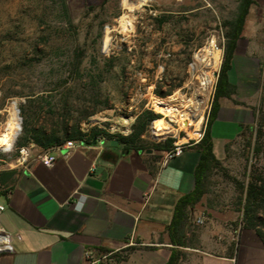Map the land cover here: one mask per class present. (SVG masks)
Wrapping results in <instances>:
<instances>
[{"label":"rangeland","instance_id":"374dc122","mask_svg":"<svg viewBox=\"0 0 264 264\" xmlns=\"http://www.w3.org/2000/svg\"><path fill=\"white\" fill-rule=\"evenodd\" d=\"M240 1L0 0V196L32 158L53 148L37 140L54 131L65 136L66 124L72 134L76 127L87 135L97 128L128 136L137 118L151 110L161 118L142 136L146 142L196 143ZM246 29L264 64V0H254ZM205 75L213 80L206 90ZM159 102L185 110L192 121L171 120ZM260 108L262 120L264 103ZM160 120L170 126L167 133L159 130ZM260 174L264 137L248 130L211 174L208 201L239 211L245 195L240 185Z\"/></svg>","mask_w":264,"mask_h":264},{"label":"crops","instance_id":"0c3cea01","mask_svg":"<svg viewBox=\"0 0 264 264\" xmlns=\"http://www.w3.org/2000/svg\"><path fill=\"white\" fill-rule=\"evenodd\" d=\"M228 77L235 93L220 98L211 125L221 161L227 147L257 128L264 94V64L253 52L246 25ZM106 141H82L58 154L51 167L26 164L0 196L1 231L13 247L0 253V264H166L175 250L178 264H264V243L243 227L242 212L210 204L208 194L190 209L185 244H173L169 227L175 207L196 185V148L185 146L180 156L164 162L162 151H125ZM89 252L102 261L89 259Z\"/></svg>","mask_w":264,"mask_h":264},{"label":"trees","instance_id":"16d2710c","mask_svg":"<svg viewBox=\"0 0 264 264\" xmlns=\"http://www.w3.org/2000/svg\"><path fill=\"white\" fill-rule=\"evenodd\" d=\"M253 4L254 0H241L234 20L229 22L228 25L229 30L226 33L227 42L224 49L223 61L217 78L211 108L207 116L206 127L201 140L197 143L193 142L191 144L200 153V159L195 171V189L193 192L180 198L175 207L174 217L169 227L172 242L177 246H183L185 244L183 240V232L189 219L190 209L198 204L203 196L208 193V180L213 171L220 167V160L214 152L211 125L219 110L220 98H231V96L235 93V88L229 81L228 71L231 68V60L233 58L234 51L242 36L247 16L249 15L250 8ZM64 8L67 12L66 5H64ZM262 103H264L263 99ZM260 111L261 108H259V112ZM159 118H161L160 115L151 110H145L137 118V121L133 126V132L128 136L114 135L97 128L92 129L87 135L82 134L78 129H76V127H73L75 132L72 134L71 132H68V124H66L64 126V130H66L65 136L59 137L56 131H54L52 134L44 136L42 139H38L37 143L44 149H48L58 145H63L67 141L71 140L92 143L94 139L101 137L107 140H117L119 145H121L125 151L133 150L137 152H146L151 149L165 153L174 148L170 142L149 144L142 137L148 130L151 122ZM256 131L259 139L264 137V119H258ZM21 145L23 144L21 143ZM240 187H242L241 189L245 193L244 199H241L243 200V206L239 209V211L242 212L243 227L255 230L264 243V177L262 174L252 176L246 186L240 185ZM4 193L5 191L2 194ZM102 252L106 253L108 250H103ZM179 258L180 253L175 250L166 264H178Z\"/></svg>","mask_w":264,"mask_h":264},{"label":"built area","instance_id":"2783aa9c","mask_svg":"<svg viewBox=\"0 0 264 264\" xmlns=\"http://www.w3.org/2000/svg\"><path fill=\"white\" fill-rule=\"evenodd\" d=\"M81 142L82 141H74V140L67 141L63 145L55 146L51 150L44 152L43 154L39 155L37 158H32L31 161H40L44 165L51 167L55 163L58 154H61V153H64L65 155L68 154L70 150L75 149L79 144H81ZM184 149H185V145H175L173 149L164 153V156H163L164 162H168L174 159L175 157L180 156L183 153ZM21 152L24 155L29 157V154L28 152H26L25 149H23ZM4 210H5V206L0 204V215ZM197 223L201 224L202 220L198 219ZM12 250H13V247L11 246L9 242L8 236L2 233L1 226H0V253L5 252V251L9 252ZM88 258L92 259L93 253L89 252ZM102 258L103 257L96 259V263L102 261Z\"/></svg>","mask_w":264,"mask_h":264},{"label":"bare ground","instance_id":"6f19581e","mask_svg":"<svg viewBox=\"0 0 264 264\" xmlns=\"http://www.w3.org/2000/svg\"><path fill=\"white\" fill-rule=\"evenodd\" d=\"M211 49V48H210ZM209 52V51H207ZM210 54V53H209ZM208 54V55H209ZM209 58V57H208ZM214 58L215 60L217 61L219 59V53L215 54L214 55ZM198 59V58H197ZM205 59V58H204ZM213 59V58H212ZM209 66V65H208ZM211 70V69H210ZM208 75V74H207ZM205 75L206 77L203 78V85L205 87V90L208 88H210V85L213 83V80L209 77ZM175 104V103H174ZM159 108L160 110L162 111V113L166 116V117H169L171 120H175L177 118L179 122H181V124H183L184 122L188 123L190 121H187V117H188V113L185 112V110H179L177 108H175L174 106L170 105L169 103H160L159 102ZM189 107V106H188ZM186 107V109L188 108ZM191 111V110H190ZM198 116V115H197ZM14 124V118H11L8 122H7V128L10 129ZM159 130L162 131V133H167V130H168V127L170 126H167L165 124V122L163 120H160L159 121ZM170 130V129H169ZM1 143V142H0Z\"/></svg>","mask_w":264,"mask_h":264},{"label":"water","instance_id":"95a60500","mask_svg":"<svg viewBox=\"0 0 264 264\" xmlns=\"http://www.w3.org/2000/svg\"><path fill=\"white\" fill-rule=\"evenodd\" d=\"M218 75H219V73L218 72H216L215 73V77L216 78H218ZM18 110V112H19V109H17ZM21 119V118H20ZM93 144H97V139H94L93 140ZM119 144V142L117 141V140H107L106 141V145H110V146H117ZM149 153H151L152 151L151 150H149L148 151Z\"/></svg>","mask_w":264,"mask_h":264}]
</instances>
